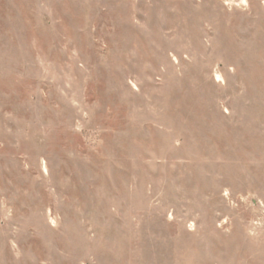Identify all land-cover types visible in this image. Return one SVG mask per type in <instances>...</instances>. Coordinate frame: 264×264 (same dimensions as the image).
I'll return each mask as SVG.
<instances>
[{"label":"rangeland","instance_id":"374dc122","mask_svg":"<svg viewBox=\"0 0 264 264\" xmlns=\"http://www.w3.org/2000/svg\"><path fill=\"white\" fill-rule=\"evenodd\" d=\"M0 264H264V0H0Z\"/></svg>","mask_w":264,"mask_h":264}]
</instances>
